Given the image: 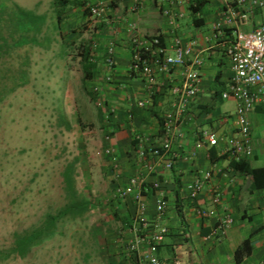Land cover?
<instances>
[{
    "label": "crops",
    "instance_id": "obj_1",
    "mask_svg": "<svg viewBox=\"0 0 264 264\" xmlns=\"http://www.w3.org/2000/svg\"><path fill=\"white\" fill-rule=\"evenodd\" d=\"M83 1L89 4L93 0ZM182 1L181 6L170 8L174 24L164 14L169 6L161 0H143L136 9V0H108L107 14L97 20L99 36H111L110 39L117 43L114 48V71L110 72L105 65L108 50L98 52L97 60L93 61L98 64V72L103 77V97L117 112L115 121L118 126L114 129L113 145L118 157L116 163L107 157L113 171L110 181L115 187L126 185L131 177L145 173L144 165L138 159L142 142L135 147L134 136L139 135L147 144H162L163 134L156 114L163 118L173 109L171 88L181 82L178 69L161 76V85L156 94L158 104L155 105L154 98L151 105L133 116L136 101L146 94L143 79L129 72L133 39L161 36L169 54H173L176 38H180L184 44H194L189 64L195 58L202 62L198 68L201 75L200 92L190 102L176 132L172 170L165 169L159 162L156 173L148 176V191L144 194L146 218L151 226L148 231L153 233L156 223L167 230L158 251L162 264H238L235 252L247 239L251 240L252 254L242 264H264V172L254 178L234 168L232 159L222 155L227 140L236 137L239 131L237 103L233 99H223L233 77L226 48L234 36L214 31L215 24L223 17V0H206L196 15L193 8H197V1L201 0ZM78 8L84 16V9ZM131 24L136 25L135 32L130 30ZM261 25H264V8L255 11L242 30L250 32ZM113 42L106 44L110 46ZM109 74L114 78L111 85L105 83V77ZM101 113L104 121V111ZM130 118L133 121L129 123ZM249 120L254 156L244 162L252 170H264V106L257 107ZM205 132L215 134L219 138V145L213 148L206 145L198 150L196 145ZM206 171L212 172L213 178L194 200L186 187ZM157 180L164 183L169 200V208L160 219L156 215L155 191L152 189V182ZM215 191L222 196L216 216L200 217L197 208L214 210L212 198ZM112 201L115 216L110 222L112 226L107 236L112 253L99 259L98 264H137L125 252L126 244L132 238L130 225L137 212V204L132 198L117 199L115 194ZM226 214L234 218V225L224 236L208 239L217 227L219 218Z\"/></svg>",
    "mask_w": 264,
    "mask_h": 264
},
{
    "label": "rangeland",
    "instance_id": "obj_2",
    "mask_svg": "<svg viewBox=\"0 0 264 264\" xmlns=\"http://www.w3.org/2000/svg\"><path fill=\"white\" fill-rule=\"evenodd\" d=\"M56 1L0 0L5 15L16 6L29 12L35 31L11 36L10 53L1 43L0 255L9 258L0 256V264H98L112 253L107 236L115 216L113 171L104 153L101 109L90 94L103 87V77L87 79L81 46L92 47L94 61L113 39L99 36L98 18H84L76 6L64 16L59 34ZM70 165L91 211L82 219L58 220L54 236L50 225L49 239L26 258L13 254L17 235L46 228L47 215L58 217L69 203L64 172Z\"/></svg>",
    "mask_w": 264,
    "mask_h": 264
},
{
    "label": "built area",
    "instance_id": "obj_3",
    "mask_svg": "<svg viewBox=\"0 0 264 264\" xmlns=\"http://www.w3.org/2000/svg\"><path fill=\"white\" fill-rule=\"evenodd\" d=\"M143 0H136L135 9ZM167 4L169 9L164 14L174 24V16L171 6L182 5V0H161ZM108 0H93L88 8L93 18H102L108 11ZM223 17L214 26L217 33L226 29L234 30V38L226 48V54L230 60L233 77L228 90L223 94V99H233L237 103L238 135L227 140L222 151L223 156H228L237 161H244L254 156V149L251 142L250 114L259 106H264V25L253 31L246 32L242 27L248 24L249 17L257 10L264 8V0H223ZM130 30L136 31V25L131 24ZM132 60L129 72L143 79L146 87V94L142 99L136 101V106L146 109L152 104L160 84V77L169 74L172 70H180L181 82L171 88L174 97L173 109L163 116V142L161 145L146 144L140 136L137 139L142 142L138 151V159L144 165L145 173L131 177L126 185L115 187V197L120 200L132 198L137 204V212L132 218L130 232L132 238L126 244L125 252L128 258L135 260L137 264H162L158 257V251L165 240L166 228L158 223L154 225L156 230L149 233L150 222L146 218L147 204L144 201V194L147 190L148 176L156 173L157 164L160 162L167 170H172L174 165L173 141L190 102L200 92L201 75L198 68L202 65L199 58H195L190 64L193 56L194 44H184L180 38H176L173 44V54L162 45L159 37L138 38L132 42ZM107 69L112 72L115 69L114 44L108 49L105 59ZM106 84H113L112 74L105 77ZM93 93L97 97L98 106L105 114L108 121L116 117V109L107 104L104 90L101 86H95ZM113 130L106 133L105 155L117 162V150L113 145ZM148 143V142H146ZM216 147L219 145V138L215 134L205 132L196 148L199 150L204 146ZM118 176V175H117ZM213 178L210 171L201 172L199 176L186 187L189 195L197 200L205 189V186ZM152 189L155 191V209L158 218H162L169 208V200L163 182L157 180L152 182ZM222 196L215 191L212 198L214 210L197 208V214L202 218L214 217L217 214L216 208L221 205ZM234 225V218L226 214L219 218L215 230L208 236V239L215 236H224Z\"/></svg>",
    "mask_w": 264,
    "mask_h": 264
},
{
    "label": "trees",
    "instance_id": "obj_4",
    "mask_svg": "<svg viewBox=\"0 0 264 264\" xmlns=\"http://www.w3.org/2000/svg\"><path fill=\"white\" fill-rule=\"evenodd\" d=\"M205 4H206V0L197 1L198 6L197 8H193V14L196 15L197 13H199ZM55 5H56V10H58L57 19H58V24H59V29H58L59 34L61 31L62 20L64 16L67 14V12L69 11V9H72L75 6L82 7L84 9V16L92 17L91 12L88 8V3L83 0H74V1L57 0L55 2ZM4 13H5V10L4 12H1V8H0V51L3 49V45H1V43H4V45L6 44L4 47L6 46L9 47L8 53H10L11 36H18L19 33L23 34V36H32V34H34L35 31H34V25L33 23H31L32 22L30 18L31 14H29V12L16 6V10H13L10 14L5 15ZM45 25H46V22L43 23V25L41 26V29L37 32L36 34L37 36L44 33ZM224 34L226 36L227 35L233 36V31L232 29H226L224 30ZM159 38L162 42V45L165 46L162 40V37L159 36ZM81 49H82L81 55L83 58L84 71L86 72L87 79H90L93 75L99 73L98 72L99 66L97 63H94L91 60V55H92L91 46L82 45ZM93 88L91 89L90 94L92 98L97 99V97L93 93ZM154 98H155V105H157L158 104L157 97L155 96ZM139 112H140V108L135 106V108L133 109L132 115L133 116L137 115L139 114ZM156 116L159 119V122L161 125V133L163 134L164 120L163 118H159V115L156 114ZM115 120H116V117H113L112 119H109L108 121H106L105 114H104V125L106 128V133H108L109 129L113 130V132L111 133V136L114 135V129L118 126ZM128 121L130 123L133 120L130 118V120ZM137 136L139 135L134 136L135 147L137 146V144H141V142L137 139ZM146 144L147 143H144V145ZM231 165L234 166V168H236L239 171L252 175L254 178H256L258 174H261L262 172H264V170H252L251 168L246 166L244 161H237L235 159H232ZM64 178H65V184H66V190L68 193L69 203L65 206L64 209L61 210L58 217H55L54 215H47L46 224H45L46 228L43 226L32 232H28L23 235H17L15 239V246L11 251L13 254L18 255L21 258H26L33 247L41 245L45 240L49 239L50 234H47L49 231H46V229L50 225H53V224L55 225L54 231L52 234V236H54L57 232V229L55 228H56V223L58 220H65L66 218L73 219V220L82 219L91 211L92 204L90 203V201L84 198L83 196L79 195L76 190L73 165H70L66 169V171L64 172ZM45 231L46 233H44ZM251 254H252L251 240L247 239L246 241L243 242V244L235 252L236 262L238 264H242L243 261ZM0 256L2 257V259L9 258V255L1 254Z\"/></svg>",
    "mask_w": 264,
    "mask_h": 264
}]
</instances>
